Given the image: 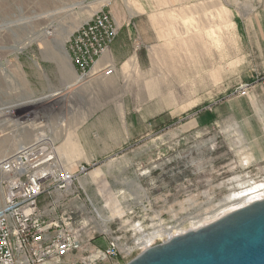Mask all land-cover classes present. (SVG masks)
Wrapping results in <instances>:
<instances>
[{"label": "rangeland", "instance_id": "rangeland-1", "mask_svg": "<svg viewBox=\"0 0 264 264\" xmlns=\"http://www.w3.org/2000/svg\"><path fill=\"white\" fill-rule=\"evenodd\" d=\"M128 3L140 31L124 25ZM98 14L117 28L112 61L82 77L72 42ZM149 14L134 0H0V161L51 140L77 175L59 212L88 218L79 255L118 237L120 264L146 236L154 247L264 189V43L241 12L230 25L221 10L167 28L145 26Z\"/></svg>", "mask_w": 264, "mask_h": 264}, {"label": "built area", "instance_id": "built-area-1", "mask_svg": "<svg viewBox=\"0 0 264 264\" xmlns=\"http://www.w3.org/2000/svg\"><path fill=\"white\" fill-rule=\"evenodd\" d=\"M116 33L106 14L81 28L71 54L82 77L110 53ZM78 168L80 173L86 171L84 166ZM76 177L46 137L19 146L0 161V264H120L119 257L129 248L121 246L118 237L109 238L104 250L79 255L84 239L77 227L83 230L88 218L79 209L61 213L58 209L65 207L62 201L69 198ZM44 196L49 200H42Z\"/></svg>", "mask_w": 264, "mask_h": 264}, {"label": "water", "instance_id": "water-1", "mask_svg": "<svg viewBox=\"0 0 264 264\" xmlns=\"http://www.w3.org/2000/svg\"><path fill=\"white\" fill-rule=\"evenodd\" d=\"M127 264H264V200L149 248Z\"/></svg>", "mask_w": 264, "mask_h": 264}, {"label": "crops", "instance_id": "crops-1", "mask_svg": "<svg viewBox=\"0 0 264 264\" xmlns=\"http://www.w3.org/2000/svg\"><path fill=\"white\" fill-rule=\"evenodd\" d=\"M138 7L145 12H149L150 18L148 17L145 26L154 28L156 27H182L183 23L188 21H197L200 15L209 14L215 18L216 12L223 10L229 13V17H225L229 25L232 22L231 12H241L243 18H247V26L251 28L250 31H255V34L260 38V41L264 43V0H134ZM126 12L130 21L124 20V25L131 27L134 25L139 31L137 24L132 23V18L136 17V13H132L133 8L129 5L124 4ZM116 6L113 8L111 15L116 18L117 10ZM152 12V13H151ZM140 15V14H139ZM142 16L147 15L141 14ZM239 15V14H238ZM156 17V18H155ZM126 19V18H125ZM219 19V18H218ZM119 26V21L115 19ZM126 22V23H125ZM121 27V26H119ZM134 27V28H135ZM133 28V26H132ZM133 28V29H134ZM136 29V33H137ZM131 31V30H130ZM130 37H134L133 33H129ZM111 59V60H110ZM112 61L111 52L104 56L100 60L102 66H107ZM102 76V75H100Z\"/></svg>", "mask_w": 264, "mask_h": 264}, {"label": "bare ground", "instance_id": "bare-ground-1", "mask_svg": "<svg viewBox=\"0 0 264 264\" xmlns=\"http://www.w3.org/2000/svg\"><path fill=\"white\" fill-rule=\"evenodd\" d=\"M109 1V0H108ZM107 2V1H106ZM100 6H101V4H100ZM7 27V26H6ZM63 53L64 54H66L65 53V49H64V47H63ZM66 56H67V54H66ZM136 57V56H135ZM133 59V58H132ZM132 59H131V61H132ZM77 81V83H80L81 82V78L80 77H77V79H76ZM73 85H71V84H66V89H69V88H71ZM59 93H54V94H52V95H50L49 97H53V96H56V95H58ZM48 97V96H47ZM47 97H45V98H43V99H46ZM35 101H38V100H35ZM34 101V102H35ZM29 103H32V102H29ZM23 104H25V103H22V104H18V105H14V106H11L10 108H14V107H17V106H20V105H23ZM18 148V147H17ZM4 151H6L7 152V150H4ZM3 151V152H4ZM6 156V155H5ZM4 156V157H5ZM257 187H259V188H257L259 191L258 192H256V194L255 193H253L252 191H246V192H243V193H240V195H236V194H233V195H231L230 197H229V199L230 200H233V199H236L235 201L236 202H249L251 199H253V201H251V202H249V203H247V205H245L244 207H247V206H249V205H251V204H254V203H256V202H259V201H262V200H264V189L262 190L261 189V185L260 186H257ZM253 193V194H252ZM246 194V195H245ZM255 195V196H254ZM244 207H242V208H244ZM242 208H240V209H242ZM240 209H238V210H240ZM238 210H236V211H238ZM236 211H234V212H236ZM234 212H232V213H234ZM232 213H230V214H232ZM230 214H228V215H230ZM228 215H226V216H228ZM226 216H224V217H222L221 219H223V218H225ZM100 217V216H99ZM101 219H102V217H100ZM221 219H219V220H221ZM219 220H216V221H214V222H212V223H209V224H207V225H205V226H202L201 228H199V229H196V230H192V231H197V230H200V229H202V228H204V227H207V226H209V225H211V224H213V223H215V222H217V221H219ZM105 223V222H104ZM190 232V231H189ZM188 233V232H187ZM186 234V233H185ZM185 234H182V235H178V236H183V235H185ZM171 235V234H170ZM178 236H171V237H173L172 239H174V238H176V237H178ZM170 237V238H171ZM150 238H152V237H150V236H146L141 242V245H143V247L145 246V250H148L149 249V246H146L147 245V242H148V240L150 239ZM172 239H170V240H172ZM170 240H168V241H170ZM168 241H166V242H168ZM166 242H164V243H166ZM152 248V247H151Z\"/></svg>", "mask_w": 264, "mask_h": 264}]
</instances>
